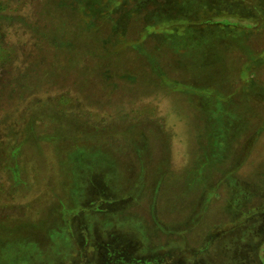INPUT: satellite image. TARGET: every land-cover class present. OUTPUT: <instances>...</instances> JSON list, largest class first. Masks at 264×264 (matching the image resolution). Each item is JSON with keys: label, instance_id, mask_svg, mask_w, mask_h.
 <instances>
[{"label": "rangeland", "instance_id": "374dc122", "mask_svg": "<svg viewBox=\"0 0 264 264\" xmlns=\"http://www.w3.org/2000/svg\"><path fill=\"white\" fill-rule=\"evenodd\" d=\"M47 6L0 63V264H264V0L10 5Z\"/></svg>", "mask_w": 264, "mask_h": 264}, {"label": "trees", "instance_id": "16d2710c", "mask_svg": "<svg viewBox=\"0 0 264 264\" xmlns=\"http://www.w3.org/2000/svg\"><path fill=\"white\" fill-rule=\"evenodd\" d=\"M12 3L13 0H0V63L11 62L12 60L14 66L24 67L21 69L20 67H16L9 72L10 74L14 73V75L11 82H7L9 85H6L14 87L12 89L14 92L16 89L22 87V85H16L15 83L30 73L28 71L29 65H33L31 61L34 58L30 51H33V53L40 51L42 44L51 45L54 43L57 45L60 40V32L56 24L61 23L63 19L54 13V11L52 12L54 10L53 7L49 9L50 6H47L45 8V18L46 20L49 18V24L43 22L41 24L39 21L31 22L27 14L10 7ZM51 27L55 28L56 33ZM11 32H14V35L11 37L15 36V38L11 42L6 41ZM30 41L34 47L31 50L28 48Z\"/></svg>", "mask_w": 264, "mask_h": 264}]
</instances>
